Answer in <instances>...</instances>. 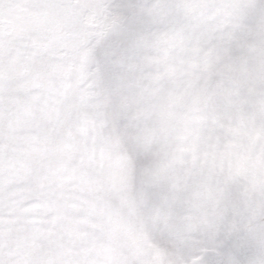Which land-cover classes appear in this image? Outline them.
Segmentation results:
<instances>
[{"label": "snow or ice", "instance_id": "snow-or-ice-1", "mask_svg": "<svg viewBox=\"0 0 264 264\" xmlns=\"http://www.w3.org/2000/svg\"><path fill=\"white\" fill-rule=\"evenodd\" d=\"M0 264H264V0H0Z\"/></svg>", "mask_w": 264, "mask_h": 264}]
</instances>
